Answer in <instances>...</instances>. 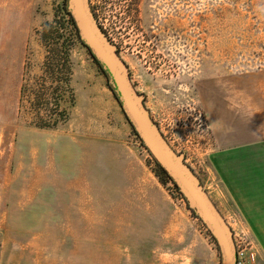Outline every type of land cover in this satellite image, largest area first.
Masks as SVG:
<instances>
[{
  "label": "rangeland",
  "instance_id": "rangeland-1",
  "mask_svg": "<svg viewBox=\"0 0 264 264\" xmlns=\"http://www.w3.org/2000/svg\"><path fill=\"white\" fill-rule=\"evenodd\" d=\"M62 2L0 0V264H220L81 44H68L66 120L32 125L26 100L44 86L42 33L58 31V44L68 34ZM90 4L163 135L208 186L225 118L239 134L264 129V0Z\"/></svg>",
  "mask_w": 264,
  "mask_h": 264
},
{
  "label": "water",
  "instance_id": "water-1",
  "mask_svg": "<svg viewBox=\"0 0 264 264\" xmlns=\"http://www.w3.org/2000/svg\"><path fill=\"white\" fill-rule=\"evenodd\" d=\"M66 2L81 41L107 73L109 84L115 89L130 126L214 240L220 252V264H234L235 246L231 228L197 174L185 161L183 153H178L170 145L153 119L145 104V95L136 89L119 47L101 28L90 0Z\"/></svg>",
  "mask_w": 264,
  "mask_h": 264
},
{
  "label": "crops",
  "instance_id": "crops-1",
  "mask_svg": "<svg viewBox=\"0 0 264 264\" xmlns=\"http://www.w3.org/2000/svg\"><path fill=\"white\" fill-rule=\"evenodd\" d=\"M230 118L222 138L227 145L207 156L211 183L199 178L232 232L242 231L254 244L256 264H264V129L239 134L230 130Z\"/></svg>",
  "mask_w": 264,
  "mask_h": 264
},
{
  "label": "trees",
  "instance_id": "trees-1",
  "mask_svg": "<svg viewBox=\"0 0 264 264\" xmlns=\"http://www.w3.org/2000/svg\"><path fill=\"white\" fill-rule=\"evenodd\" d=\"M61 10L63 13L62 20L64 21V23H66L69 26L67 37L63 38L61 44H58L55 41L62 37V35L58 31L56 32L52 30L50 34H47L46 32L42 33L43 34L42 39L43 41H45V47L47 48L46 55L43 61V71H44L43 77L45 78L43 84L44 86L39 90L38 95H36L34 99L31 98L30 100H26L29 102L30 108L37 111L35 117L32 119V125L42 129L55 128L60 123L66 120L65 110L62 109L60 106L62 99L60 96L61 94H59V91H61L62 88L64 87L67 88V90L70 93L71 101H73L74 95H73V89L71 87L73 69L70 61V50L68 44L73 45L75 43H79L88 50V48L85 46V44H83V42L81 41L78 35L74 21L68 12L66 0H63ZM46 26L47 24L44 25L43 27L44 31L46 29ZM48 38L52 39L54 42L49 41ZM88 52L95 61V63L98 65V67L101 69L103 74L107 76V73L105 72V70H103L99 62L94 58V56L91 54L89 50ZM108 87L110 88L114 97L116 98L117 102L120 105V102L118 101L117 98V94L115 93V89L111 87L110 84H108ZM25 93H26V85L22 84L20 89V95H21L20 103L24 102ZM40 111H44V113H41ZM132 131L136 135V137L140 140V138L137 136L133 128ZM140 143L145 148L141 140ZM154 163L157 169L158 176L161 177V179H164L165 181H168L172 184L174 190L181 196V198L184 200L186 204V207L191 211L192 216L197 218L194 212L187 205L186 200L180 194L175 184L170 180V178H168L167 174L160 168V166L157 164L155 160ZM208 235L210 236L209 233ZM212 242H214L213 239Z\"/></svg>",
  "mask_w": 264,
  "mask_h": 264
},
{
  "label": "built area",
  "instance_id": "built-area-1",
  "mask_svg": "<svg viewBox=\"0 0 264 264\" xmlns=\"http://www.w3.org/2000/svg\"><path fill=\"white\" fill-rule=\"evenodd\" d=\"M235 246L234 264H256V252L252 242L248 240L246 235L239 231L233 233Z\"/></svg>",
  "mask_w": 264,
  "mask_h": 264
},
{
  "label": "bare ground",
  "instance_id": "bare-ground-1",
  "mask_svg": "<svg viewBox=\"0 0 264 264\" xmlns=\"http://www.w3.org/2000/svg\"><path fill=\"white\" fill-rule=\"evenodd\" d=\"M136 89H137V87H136Z\"/></svg>",
  "mask_w": 264,
  "mask_h": 264
}]
</instances>
